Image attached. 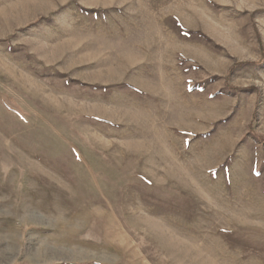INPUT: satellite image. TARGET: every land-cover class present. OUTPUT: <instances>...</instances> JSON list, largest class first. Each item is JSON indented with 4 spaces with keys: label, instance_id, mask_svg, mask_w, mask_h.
I'll return each mask as SVG.
<instances>
[{
    "label": "rangeland",
    "instance_id": "374dc122",
    "mask_svg": "<svg viewBox=\"0 0 264 264\" xmlns=\"http://www.w3.org/2000/svg\"><path fill=\"white\" fill-rule=\"evenodd\" d=\"M0 264H264V0H0Z\"/></svg>",
    "mask_w": 264,
    "mask_h": 264
}]
</instances>
